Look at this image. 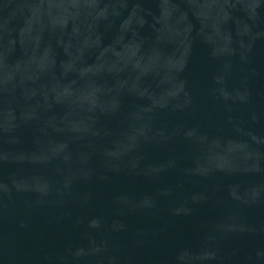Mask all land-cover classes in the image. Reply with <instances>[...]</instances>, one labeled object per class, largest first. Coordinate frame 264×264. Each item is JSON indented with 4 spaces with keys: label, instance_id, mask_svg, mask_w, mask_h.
Returning a JSON list of instances; mask_svg holds the SVG:
<instances>
[{
    "label": "water",
    "instance_id": "water-1",
    "mask_svg": "<svg viewBox=\"0 0 264 264\" xmlns=\"http://www.w3.org/2000/svg\"><path fill=\"white\" fill-rule=\"evenodd\" d=\"M0 264H264V0H0Z\"/></svg>",
    "mask_w": 264,
    "mask_h": 264
}]
</instances>
